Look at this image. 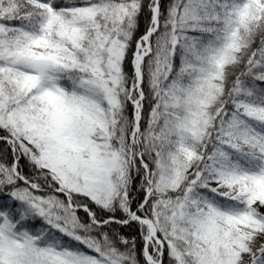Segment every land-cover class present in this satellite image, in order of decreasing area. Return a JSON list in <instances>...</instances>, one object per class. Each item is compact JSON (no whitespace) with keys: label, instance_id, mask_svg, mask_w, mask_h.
I'll list each match as a JSON object with an SVG mask.
<instances>
[{"label":"snow or ice","instance_id":"obj_1","mask_svg":"<svg viewBox=\"0 0 264 264\" xmlns=\"http://www.w3.org/2000/svg\"><path fill=\"white\" fill-rule=\"evenodd\" d=\"M0 264H264V0H0Z\"/></svg>","mask_w":264,"mask_h":264}]
</instances>
